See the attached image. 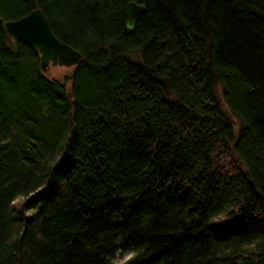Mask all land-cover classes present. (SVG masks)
Returning a JSON list of instances; mask_svg holds the SVG:
<instances>
[{"label": "trees", "instance_id": "trees-1", "mask_svg": "<svg viewBox=\"0 0 264 264\" xmlns=\"http://www.w3.org/2000/svg\"><path fill=\"white\" fill-rule=\"evenodd\" d=\"M36 8L65 87L1 25ZM118 251L264 264V0H0V264Z\"/></svg>", "mask_w": 264, "mask_h": 264}, {"label": "water", "instance_id": "water-1", "mask_svg": "<svg viewBox=\"0 0 264 264\" xmlns=\"http://www.w3.org/2000/svg\"><path fill=\"white\" fill-rule=\"evenodd\" d=\"M125 10L126 29L131 31L146 9L142 4L130 2ZM1 25L7 37L34 51L39 58V68L48 79H50L51 64L56 62L60 68L73 69L82 59L77 49H73L53 35L47 16L42 9H32L18 19L1 20ZM62 79L63 87H65L70 80V75H63Z\"/></svg>", "mask_w": 264, "mask_h": 264}, {"label": "rangeland", "instance_id": "rangeland-1", "mask_svg": "<svg viewBox=\"0 0 264 264\" xmlns=\"http://www.w3.org/2000/svg\"><path fill=\"white\" fill-rule=\"evenodd\" d=\"M70 69H65V68H60L58 67L57 65H53L51 64L50 65V78H53V77H63V75H66V74H69ZM227 116H229V118L234 122V127L237 126L238 124V121H237V118L234 116H231L230 113L227 111ZM237 128V127H236ZM131 255L130 252H127V251H124V252H120L118 251L117 253H115L114 257H113V262L115 264H121L124 260H126L127 258H129Z\"/></svg>", "mask_w": 264, "mask_h": 264}, {"label": "bare ground", "instance_id": "bare-ground-1", "mask_svg": "<svg viewBox=\"0 0 264 264\" xmlns=\"http://www.w3.org/2000/svg\"><path fill=\"white\" fill-rule=\"evenodd\" d=\"M122 252V251H121ZM127 252H129V251H127Z\"/></svg>", "mask_w": 264, "mask_h": 264}]
</instances>
